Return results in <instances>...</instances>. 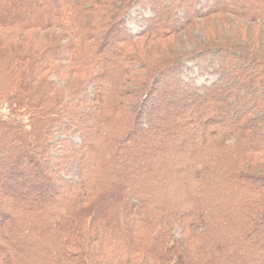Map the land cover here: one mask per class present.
Here are the masks:
<instances>
[{
  "label": "trees",
  "instance_id": "obj_1",
  "mask_svg": "<svg viewBox=\"0 0 264 264\" xmlns=\"http://www.w3.org/2000/svg\"><path fill=\"white\" fill-rule=\"evenodd\" d=\"M134 1L0 0V264H264V55L145 65ZM175 2L146 40L200 16ZM196 57L214 81L181 78Z\"/></svg>",
  "mask_w": 264,
  "mask_h": 264
},
{
  "label": "rangeland",
  "instance_id": "obj_2",
  "mask_svg": "<svg viewBox=\"0 0 264 264\" xmlns=\"http://www.w3.org/2000/svg\"><path fill=\"white\" fill-rule=\"evenodd\" d=\"M174 1L177 2L178 0ZM161 3H165V0H153V4L149 1L146 2L142 0L138 2V0H135L122 19L127 34L132 37L134 44L138 46V48L132 49L133 54L138 57L143 64L157 65L164 59L170 58L175 53L182 54L192 52L204 45H216L219 43H233L237 47H244L251 52H258L264 55V27L257 26L250 21L257 16V13L252 14V12L259 11V7L251 2V0H228L225 3V13L215 14L207 13L209 7L213 5L211 0H196V9H200V16L198 19H191L187 22L188 24H186L183 19L184 12L178 10V19L176 18V21L179 26L174 33L169 35L168 32H165L168 36L166 39L159 43H151L145 39L147 35L146 32L148 27L155 23L154 8ZM203 6H205V8L201 9ZM160 7L163 8V5H159L158 8ZM50 34L51 33H49V35ZM141 34H144V37L137 38V36ZM126 47L127 46L123 49L125 52L127 49ZM129 50L131 51V48H129ZM118 55H120V53H118ZM215 55L201 58V64H203L204 67L217 66V63L220 62L223 55ZM197 61L198 58L196 57L193 60L186 59L182 62L185 69L181 71V78L184 80L197 78L198 84H203L206 80H208L207 84L214 81L216 79L215 76L202 75L199 70L194 67ZM210 63H214V65ZM127 89L131 91L136 90L133 84L128 85ZM88 91H91V89H88Z\"/></svg>",
  "mask_w": 264,
  "mask_h": 264
}]
</instances>
